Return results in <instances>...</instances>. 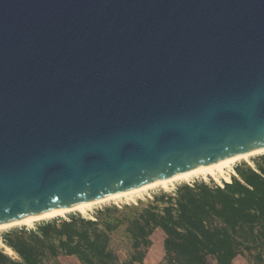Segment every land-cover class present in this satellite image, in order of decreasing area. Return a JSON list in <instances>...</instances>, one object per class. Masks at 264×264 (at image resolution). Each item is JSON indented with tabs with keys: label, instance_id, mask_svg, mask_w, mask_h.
Segmentation results:
<instances>
[{
	"label": "water",
	"instance_id": "water-1",
	"mask_svg": "<svg viewBox=\"0 0 264 264\" xmlns=\"http://www.w3.org/2000/svg\"><path fill=\"white\" fill-rule=\"evenodd\" d=\"M264 149V0H0V224Z\"/></svg>",
	"mask_w": 264,
	"mask_h": 264
},
{
	"label": "trees",
	"instance_id": "trees-1",
	"mask_svg": "<svg viewBox=\"0 0 264 264\" xmlns=\"http://www.w3.org/2000/svg\"><path fill=\"white\" fill-rule=\"evenodd\" d=\"M223 186L206 181L161 192L147 203L107 205L92 216L69 214L15 227L1 235L0 264H59L72 256L78 264H144L152 236L164 234L158 264H264V155L235 167ZM129 241L122 257L113 234Z\"/></svg>",
	"mask_w": 264,
	"mask_h": 264
},
{
	"label": "bare ground",
	"instance_id": "bare-ground-1",
	"mask_svg": "<svg viewBox=\"0 0 264 264\" xmlns=\"http://www.w3.org/2000/svg\"><path fill=\"white\" fill-rule=\"evenodd\" d=\"M263 153H264V149H260V150L253 151L250 153H246V154H242V155L228 158L225 160H221V161L209 164V165L200 166V167L194 168L187 172L177 174L169 178L155 180L146 185H143V186H140V187L128 190V191L117 192V193L105 196L101 199L83 202L81 204L71 206V207L54 209L51 211L43 212L41 214L27 216L17 221L0 224V245L5 248V252H7L8 254L10 255L14 254V252L9 247L5 246L3 242L1 241V231L6 228H10L13 226H18V225L32 226L35 222L49 220V219L56 218V217H65L67 214L72 213V212H78V213L85 215L95 205L99 203H103V202L110 201V200H118L121 198L132 199L135 196H139L142 193L150 189H154L156 187L168 188L170 187V185H172L176 181L183 180V181L189 182L192 179L198 178V177H201L203 179H207L208 177H211L216 181H219L220 178H223L227 182H230L231 177L228 171L232 169L233 164H235L236 162L240 160L247 161L252 156L263 154Z\"/></svg>",
	"mask_w": 264,
	"mask_h": 264
},
{
	"label": "rangeland",
	"instance_id": "rangeland-1",
	"mask_svg": "<svg viewBox=\"0 0 264 264\" xmlns=\"http://www.w3.org/2000/svg\"><path fill=\"white\" fill-rule=\"evenodd\" d=\"M264 155L263 154H258V155H254L252 156L249 160H240L238 162H236L235 164H233L232 166V169L229 172L230 174V177H232L234 174H233V171H235V167L236 166H239V165H242V164H249V165H252L254 166V160L257 159L258 157ZM196 181H206V182H209V183H215L217 184L218 182L222 181V182H226V180H224L223 178H220L219 181H216L214 180L213 178L211 177H208L207 179H203L201 177H198V178H194L192 179L191 181L189 182H186V181H183V180H180V181H176L174 182L172 185H170V187L168 188H162V187H156L154 189H150L144 193H142L141 195L139 196H135L134 198L132 199H127V198H121V199H118V200H110V201H106V202H103V203H99L97 205H95L87 214H85L84 216H87V217H90L92 216V214L97 210V209H100L104 206H107V205H118V206H122V205H126V204H138V203H147L149 202L150 200L153 199V197L155 195H158L160 194L161 192H168V193H173L177 187L183 185V184H192ZM73 213H77V212H72V213H69V214H73ZM67 214L65 217H62V218H67L68 215ZM57 218V217H56ZM46 221V220H44ZM42 221H38V222H35L32 226H27L28 228H33L36 226V224L40 223ZM24 225H18V226H13V227H10V228H6L4 230L1 231V235L5 232H7L8 230L12 229V228H15V227H22ZM162 232V231H160ZM163 234V232L161 233ZM160 239H161V235L159 233L156 232V234L154 235V240H155V244H154V248L152 247V257L150 255V259H148V261L144 264H157L158 262V259L161 257L158 255V252H159V248H160ZM2 241V240H1ZM113 244L115 246H117L120 250V254L122 257H124L126 254H127V249L129 247V241L127 238L124 237V233L122 230H119L117 231L115 234H113ZM1 246V245H0ZM151 251V249L149 250ZM149 253V252H148ZM153 255L155 256L153 258ZM245 259V258H244ZM246 261V260H245ZM248 263V262H247Z\"/></svg>",
	"mask_w": 264,
	"mask_h": 264
},
{
	"label": "crops",
	"instance_id": "crops-1",
	"mask_svg": "<svg viewBox=\"0 0 264 264\" xmlns=\"http://www.w3.org/2000/svg\"><path fill=\"white\" fill-rule=\"evenodd\" d=\"M161 230L158 229L155 231V233L153 234L152 236V240H153V248H154V244H155V240H154V235L157 233H159L161 235V239H160V248H159V252H158V255L161 256L159 259H158V262L157 264L161 261V259L163 258L164 256V248H163V240H164V234H161L162 232H160ZM152 247H151V251H149L148 255H147V258L145 260V263L148 261V259H150V255L152 257ZM155 256L153 255V258ZM59 264H78V261L75 257H72V256H62L59 258ZM235 264H248L247 261H245V259L243 257H237L235 259Z\"/></svg>",
	"mask_w": 264,
	"mask_h": 264
},
{
	"label": "built area",
	"instance_id": "built-area-1",
	"mask_svg": "<svg viewBox=\"0 0 264 264\" xmlns=\"http://www.w3.org/2000/svg\"><path fill=\"white\" fill-rule=\"evenodd\" d=\"M233 174L236 175V174H235V171H233ZM226 182H227V181H226ZM217 184L220 185V186H223L224 182L220 181V182H218Z\"/></svg>",
	"mask_w": 264,
	"mask_h": 264
}]
</instances>
